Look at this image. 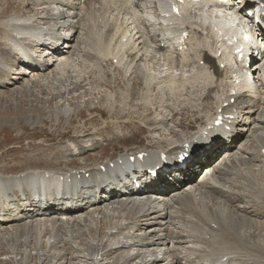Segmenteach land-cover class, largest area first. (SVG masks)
<instances>
[{"label": "bare ground", "instance_id": "6f19581e", "mask_svg": "<svg viewBox=\"0 0 264 264\" xmlns=\"http://www.w3.org/2000/svg\"><path fill=\"white\" fill-rule=\"evenodd\" d=\"M49 1L55 6L48 5ZM174 1L177 0H29L23 7L31 9L28 16L20 13L2 20L1 29L7 34L5 41L9 45L6 55L13 64L26 68L15 72L17 77L13 80L47 72L51 67H67L70 58L77 55L96 62L97 68L116 61L115 67L129 81L150 86L168 79L199 93L190 105L199 106L195 126L202 130L201 136L195 137L191 130L176 135L173 117L165 120L155 114L151 120V138L167 144L168 150L143 147L93 165L82 162L76 168L0 175V193L16 190L21 203L20 210L14 206L16 199L5 196L11 214L0 203V224L6 227L1 229L23 230L22 241L27 248L34 233L37 241L32 250L44 249V239L50 237L53 240L47 241V248L56 249L62 232L85 224V218H95L102 228L100 233L97 228L92 246L99 256L98 264H228L231 259L233 253L228 250L234 247L223 243L227 231L220 233L219 224L224 219L241 222L222 204L237 206L229 185L243 165L255 162L250 140L264 145V17L260 9L264 0H185L176 15L169 9ZM51 7H57L56 11ZM88 24L93 25L97 38L95 49L85 51L94 34L85 30ZM232 42L242 49V59H238L239 53L234 54L237 49L231 46ZM67 77V81H76L72 92L87 94L85 86L73 80L74 75ZM212 98L209 107L207 100ZM238 102L242 104L239 110ZM70 114L67 107L57 118ZM219 117H223L222 123L213 126ZM248 134L250 139L241 144L238 140ZM99 135L74 144L72 154L61 151L49 165H71L70 157L100 147ZM189 135L195 137L192 143L190 139L184 141ZM187 150L195 157L186 170L179 172L188 176L184 183L190 182L179 188L184 183L175 180L174 168L179 166V155ZM219 152L222 155L209 165ZM197 166H207L199 175L203 182L193 180L199 172ZM157 168L167 169L165 174H159L158 182L150 176ZM81 201L86 205H81ZM181 211L192 214L189 227L181 224ZM194 221L203 223L196 227ZM226 228L233 236L235 226ZM245 228L243 241L250 237L248 227ZM70 233L68 238L73 236ZM106 245L108 251L104 250ZM32 254L25 250L26 258ZM107 255L112 257L107 259Z\"/></svg>", "mask_w": 264, "mask_h": 264}, {"label": "rangeland", "instance_id": "374dc122", "mask_svg": "<svg viewBox=\"0 0 264 264\" xmlns=\"http://www.w3.org/2000/svg\"><path fill=\"white\" fill-rule=\"evenodd\" d=\"M28 1L0 0V42L4 39L3 44L0 43L1 176H17L37 169L76 168L82 166V162L93 165L106 159H115L120 153H132L143 147H146L147 150H168L167 144L161 143L159 140H157L159 142L153 141V138H151V120L155 117V114L159 118H166L165 120L173 117L172 124L177 128L176 135L178 136L182 132L188 133L189 130L194 132L195 137L197 135L201 136L202 130L197 128L198 125L195 126L198 121L197 109L199 106L190 105L199 96V93H193L189 88H184L182 82L173 81L175 84L173 85L171 80L164 79L165 81L155 82L153 83L154 86L152 85L153 87H149L144 82L124 79L122 71L115 68L112 62L97 68L96 62L77 55L70 58L72 60H69L70 63L67 67L65 66L66 68L61 67L57 70V67H51L47 72H34L23 79L13 80L17 77V75H13L15 72L20 69L26 70V68L19 64H13L10 58L7 57L5 50L9 48V45L5 41L7 40L5 39L7 34L1 29V22L20 13L28 16L31 9L27 7L25 10L23 8L28 4ZM33 2L35 3L36 0H31V3ZM49 2L48 5L55 6L52 1ZM51 8L54 11L57 9V7ZM54 11L48 13L52 14ZM88 25L89 28L86 27L85 30L90 35L94 34L91 35L93 40L91 45H87V48H84L85 51L95 49L97 38V32L94 30L93 25ZM35 56L38 58L37 53ZM66 56L69 57V55ZM66 56H63V58L66 59ZM77 58L79 59L77 60ZM27 71L30 72L29 69ZM68 75H74L73 80L80 81L79 84L85 86L84 91L87 94H83L78 90L72 92L71 89L75 86L76 81H67ZM33 80H38V82L35 83ZM213 100V98L207 100L209 107L213 104ZM239 104L242 105L241 102ZM239 106H237L238 110ZM67 107L71 111L70 116L57 118L59 112ZM171 110H174V112ZM124 112L126 113L124 114ZM213 126H216V124H213ZM96 133L100 134L98 138L102 140L99 148L83 152L84 155L82 156L70 157L72 160L69 166L61 164L60 166L52 165L51 167L49 165L52 163V157L59 156L58 154H61V151L63 153L69 151L72 154L73 150L70 151V149L74 144H80L83 138L92 137ZM249 135L241 137L239 142L244 144L250 139ZM195 137L191 138L189 135L184 141L188 142L190 139L192 143L191 140ZM250 142L249 149L255 155V162L243 165L239 173L240 176L232 177L234 179L229 185V188L232 186L233 189L231 188V190H234L237 206H231L225 202L222 204L230 208L238 221L241 222L237 224L224 219V222L219 224L220 233L227 231L223 243L231 245L232 248L234 247L233 250H228L233 253L228 264H264V145L254 140H250ZM221 154L222 152L217 154L214 161ZM203 169L199 170L197 177ZM1 195L4 199L2 200L0 197V203L5 205V208L7 207V209H4L6 213L10 212H8V203L5 196L16 199L18 203H14V206L18 209L21 206L19 193L16 190L5 195L0 193ZM81 205H86V203L81 201ZM181 212L178 215L182 220L181 224L189 227L192 214L188 211ZM12 214L16 215L17 213ZM187 215L191 217L189 218ZM215 217L216 211L213 218ZM87 219H84L85 224L79 225L75 229L72 228L73 231L67 229L68 232L66 230L65 233L62 232L60 234L61 244L56 249L49 248L48 250L47 248V241L51 243L52 237L48 240L44 239L45 242H43L42 248H45L40 251H34L31 248L32 245L36 248V234L33 233L34 239L31 238V240L33 239L31 246L27 248L22 241L25 238L23 230H15L14 227H9L2 231L1 228L6 227H1L0 224V264H98L97 258L99 256H97L92 246L93 243H96L97 231L100 233L102 228L98 221H95V218L90 219V222ZM194 223L196 224L194 226L198 227L203 222L194 221ZM228 225L230 227L235 226L233 236L226 228ZM243 226L248 227L249 230L250 237L247 241L242 239V235H244L242 232L246 229ZM199 231L201 232V230ZM69 233L73 236L68 238ZM42 236L44 237V235ZM214 243H216V240ZM236 247L239 248L236 249ZM24 249H28L30 254L34 253L31 258H26ZM108 249L107 245L104 246V250L108 251ZM111 257L107 255V259ZM133 263H136V261Z\"/></svg>", "mask_w": 264, "mask_h": 264}]
</instances>
